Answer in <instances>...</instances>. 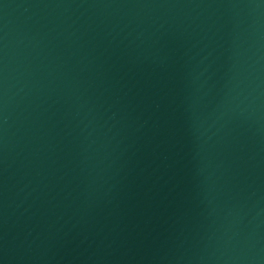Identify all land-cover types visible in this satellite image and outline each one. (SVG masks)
<instances>
[{"label": "water", "instance_id": "water-1", "mask_svg": "<svg viewBox=\"0 0 264 264\" xmlns=\"http://www.w3.org/2000/svg\"><path fill=\"white\" fill-rule=\"evenodd\" d=\"M0 264H264V0H0Z\"/></svg>", "mask_w": 264, "mask_h": 264}]
</instances>
